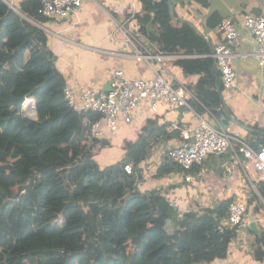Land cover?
<instances>
[{
    "label": "trees",
    "instance_id": "trees-1",
    "mask_svg": "<svg viewBox=\"0 0 264 264\" xmlns=\"http://www.w3.org/2000/svg\"><path fill=\"white\" fill-rule=\"evenodd\" d=\"M138 1L141 10L132 17L135 37L150 51L180 56L174 65L185 77L199 78L189 86L191 106L208 109L225 124L224 84L212 56L213 41L178 17L179 0ZM196 1L208 5V0ZM17 3L20 12L0 0V264H211L227 259L239 237L237 229L223 226L233 199L214 206L195 200L181 214L166 195L142 193L137 187L142 176L137 179L136 173L146 158L145 139L155 132L152 122L139 140L123 144L122 162L99 167L96 157L110 142L90 139L85 120L97 114L74 110L63 95L66 78L56 66L49 36L34 23L49 20L41 12L43 0ZM221 21L211 15L208 29ZM12 97L34 98L37 118L26 117ZM127 164L133 174L125 172ZM180 171L167 158L158 176ZM257 188L264 197V181ZM253 197L250 203L259 202ZM250 232V251L264 264V230Z\"/></svg>",
    "mask_w": 264,
    "mask_h": 264
},
{
    "label": "crops",
    "instance_id": "crops-1",
    "mask_svg": "<svg viewBox=\"0 0 264 264\" xmlns=\"http://www.w3.org/2000/svg\"><path fill=\"white\" fill-rule=\"evenodd\" d=\"M140 10L141 4L138 0H83L82 6L68 19L48 20L44 26L45 30L42 29L49 36V46L55 55L56 66L66 78V82L75 84L78 92L87 89L106 91L110 89L115 68L124 70L129 78H152L155 73L146 62L127 57L134 50L115 23L125 22L129 16ZM175 11L181 20L191 23L205 35L211 31L208 29V19L211 15L215 14L221 20L232 18L240 26L247 13H264V0H208L207 6L196 0H179ZM212 41L214 43V40ZM217 42L219 40L216 36L215 43ZM256 48L252 36L245 33V41L237 49L240 56L235 60L237 87L224 86L221 90L225 102L226 125L208 109L198 111L192 106L171 107L162 102L157 112L148 107L137 109L134 124L121 126L117 135L106 139L110 146L96 157L97 163L98 160L100 162L102 153L113 145L117 156L110 161H102L104 167L101 168L109 167L104 164L112 160L113 165L122 162L120 160L126 158L123 144L139 140L143 128L152 122L155 124H152L155 132L145 139L146 158L136 173L137 179L142 176L137 180V187L142 193L157 191L170 200L177 199L176 204L181 214L187 211L195 200H200L205 206H214L224 200L234 199L241 193L247 195L251 224L243 228L241 236L231 244L228 258L211 264H259L250 249L243 248L241 240L243 235L248 237V241L254 240L250 229L256 232L264 230L262 222L252 220L261 217L259 214L262 206L258 201L250 203V199L258 194L248 182L243 168L237 163L236 154L228 151L222 155L210 156L203 164L193 168L192 182H186L181 172L160 177L158 170L169 158V150L184 143L179 131L169 130L170 124L178 122L195 126L200 122L199 116L231 132H240L258 148L264 147L263 143H260L264 142V67L254 56ZM164 65L167 69L165 74L177 85L186 83L191 86L199 80L197 76L185 77L181 69L174 65V61H166ZM259 182H256V187ZM219 184L224 185V189L215 193L214 188ZM257 202L260 205L259 212L256 211Z\"/></svg>",
    "mask_w": 264,
    "mask_h": 264
},
{
    "label": "built area",
    "instance_id": "built-area-1",
    "mask_svg": "<svg viewBox=\"0 0 264 264\" xmlns=\"http://www.w3.org/2000/svg\"><path fill=\"white\" fill-rule=\"evenodd\" d=\"M4 1L12 9L20 12L17 0ZM82 4L83 0H43L41 12L49 20L64 21L75 14ZM132 17L133 15L128 17L125 22H115L134 50L127 57L146 62L155 75L149 79L129 78L124 70L115 68L109 91L87 89L78 92L77 86L73 83H67L63 89V95L71 108L79 112L97 114L94 120H85L90 139H108L110 136L117 135L121 126L133 125L136 110L139 108L148 107L151 111L157 112L162 102L171 107L192 108L190 100L194 98V95L188 84L177 85L165 74L167 71L165 62H173L180 56L146 49L144 44L135 37L136 29L132 23ZM34 23L45 30L43 23ZM245 33L250 34L256 43L254 56L264 67V13H247L240 26L232 18H226L215 29L205 34L207 39L214 40L212 56L215 58L226 88L237 87L235 60L240 56L237 49L245 41ZM216 36L219 40L217 43H215ZM24 106L26 112H37L34 98H25ZM199 119V124L195 126L178 122L170 124L169 130L179 131L184 139L183 145L169 150L170 160L180 167L185 181L192 182L191 171L195 166L203 164L210 156L233 151L236 154L237 163L245 171L248 182L258 194L261 211L264 213V197L256 187L257 181H264V147H255L240 132H231L222 126L212 124L201 116ZM124 170L127 174L134 173L132 164H127ZM171 201L177 203L178 200ZM252 220L264 224V216ZM250 224L248 196L241 193L232 200L223 226L237 229L240 237L241 230ZM247 239L245 235L241 241L243 248L247 247L246 249L249 250V246L246 245Z\"/></svg>",
    "mask_w": 264,
    "mask_h": 264
},
{
    "label": "rangeland",
    "instance_id": "rangeland-1",
    "mask_svg": "<svg viewBox=\"0 0 264 264\" xmlns=\"http://www.w3.org/2000/svg\"><path fill=\"white\" fill-rule=\"evenodd\" d=\"M43 26H46L45 24H43ZM26 106V105H25ZM25 106H23V111H25L24 112V115L26 116V117H29V118H32V119H36L37 118V113H35L34 111H32L33 113H31V112H26V110H25ZM117 156V150H116V148L115 147H113V145L111 146V147H109L108 148V150L106 151V152H104V153H102V156L100 157V162H99V160H98V165H99V167H104L103 165H102V161H110L111 159H113L114 157H116ZM124 159V158H123ZM120 161H123V160H120ZM114 164V162H113V160L111 161V162H109V163H107V164H104L105 166H111V165H113ZM260 216H264V213L261 211L260 212V214H259ZM247 218L249 219V217L247 216ZM263 223V222H262ZM244 230H241V233L243 232ZM245 233H248V232H245ZM241 235V234H240ZM243 235V234H242ZM244 236V235H243ZM242 242V241H241ZM253 243V241L251 240V241H248V246H249V249H250V245Z\"/></svg>",
    "mask_w": 264,
    "mask_h": 264
},
{
    "label": "water",
    "instance_id": "water-1",
    "mask_svg": "<svg viewBox=\"0 0 264 264\" xmlns=\"http://www.w3.org/2000/svg\"><path fill=\"white\" fill-rule=\"evenodd\" d=\"M170 1L172 2V0ZM110 89H111V86H110ZM110 89H106V91H109ZM220 93H221V90H220ZM12 102L17 109L23 110V106L25 104V98L12 97ZM252 227L254 228V225H252Z\"/></svg>",
    "mask_w": 264,
    "mask_h": 264
}]
</instances>
